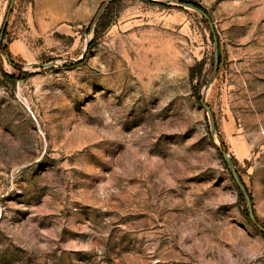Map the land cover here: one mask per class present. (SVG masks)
<instances>
[{"label":"rangeland","instance_id":"rangeland-1","mask_svg":"<svg viewBox=\"0 0 264 264\" xmlns=\"http://www.w3.org/2000/svg\"><path fill=\"white\" fill-rule=\"evenodd\" d=\"M104 1L13 2L3 39L14 65L0 51V264H264V236L215 145L264 225V0H191L218 39L213 135L192 90L212 69L207 22L187 0H113L93 21Z\"/></svg>","mask_w":264,"mask_h":264},{"label":"water","instance_id":"water-1","mask_svg":"<svg viewBox=\"0 0 264 264\" xmlns=\"http://www.w3.org/2000/svg\"><path fill=\"white\" fill-rule=\"evenodd\" d=\"M113 0H105L101 6L98 8L93 21H95L98 16L100 15V13L102 12V10ZM148 1H152V2H156L160 5H169V2L166 0H148ZM14 0H10L6 14L4 16L1 28H0V46H4L5 45V41L3 39L4 36V31L7 25V21H8V17L9 14L11 12L12 9V5H13ZM182 6V5H181ZM183 6L194 10L195 12H197L200 17L205 20L207 22L208 28H209V32L211 34V40H212V69H211V73L206 81V83L203 86L202 89V93L200 95V99H199V105L201 106V108L203 109L205 115L208 118V123H209V129H210V133L213 135L215 133V120L213 118V114L211 112V108L206 104L205 102V94L208 91L210 85L212 84V82L214 81L217 71H218V65H219V46H218V39L215 33V29H214V25L211 21V19L205 14V12L200 9L197 8L195 6H193L192 4L189 3H183ZM84 56V52H82V56L80 58H78L76 61L82 59V57ZM4 59L9 63L12 64L9 60V57L7 54H3ZM55 63L54 62H50L45 64L44 66H53ZM20 69H22V67H20ZM216 145V149L218 150V153L220 154L223 162L225 163V165L228 168V171L230 172V177L231 180L234 184V186L237 188V190L241 193L244 201H245V205H246V210H247V215H248V219L251 222V224L258 230L259 233H261L262 235H264V227L261 226L255 218L254 215V211H253V205L251 202V198L249 197L246 187L243 184V182L241 181L236 168H235V164L232 161V159L230 158V156L228 155V153H226V151L219 146L218 144Z\"/></svg>","mask_w":264,"mask_h":264},{"label":"trees","instance_id":"trees-1","mask_svg":"<svg viewBox=\"0 0 264 264\" xmlns=\"http://www.w3.org/2000/svg\"><path fill=\"white\" fill-rule=\"evenodd\" d=\"M184 2H188L189 4H192L193 6H195V7H197V8H202L200 5H198L197 3H195V2H193V1H191V0H187V1H184ZM102 28H104V26H102V25H100V22L98 23V26H97V28L95 29V31L96 32H98V30H101ZM96 35V34H95ZM210 39H211V34H210ZM0 51H1V53H3V54H7L8 55V57H9V59H10V61L12 60L11 59V56H10V54H9V52H8V49H7V46H0ZM12 63V62H11ZM12 65H14V64H12ZM16 69L18 70V73H21L19 70H20V68H18V67H16ZM201 73V63H199V64H195V65H193V66H191L190 68H189V72H188V77H189V80L191 81V82H193V80H196L198 77H199V74ZM6 76V75H5ZM9 78H14V75H9L8 76ZM192 90H193V94H194V96H195V98H196V100H199L200 99V88H199V84H198V80H197V82H196V84H194V85H192ZM221 147L226 151V148L224 147V145H222L221 144ZM220 158H221V156H220ZM222 159V158H221ZM231 159H232V161L234 162V164H235V166L237 165V162H236V160L233 158V157H231ZM222 162H223V160H222ZM223 166H224V168L225 169H227V166L225 165V163L223 162ZM236 171H237V173H238V175H239V177H240V179H241V181L243 182V180H242V178H241V176H240V173H239V171H238V168L236 169ZM243 184H244V182H243ZM245 185V184H244ZM236 188V187H235ZM236 190H237V188H236ZM247 190V189H246ZM247 193H248V191H247ZM237 195H238V198H239V200H240V202L243 204V215H244V217L249 221V219H248V215H247V210H246V205H245V201H244V199H243V197H242V195H241V193L237 190ZM248 195H249V197L251 198V196H250V194L248 193ZM254 211V210H253ZM256 218V217H255ZM256 221H257V218H256ZM250 222V221H249ZM258 222V221H257ZM259 223V222H258ZM260 224V223H259ZM261 226H263L264 227V225H262V224H260ZM264 236V235H263Z\"/></svg>","mask_w":264,"mask_h":264}]
</instances>
